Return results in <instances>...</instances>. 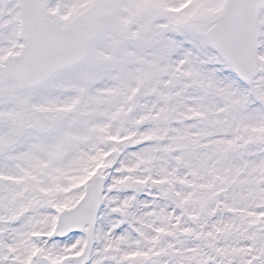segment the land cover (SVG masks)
I'll list each match as a JSON object with an SVG mask.
<instances>
[{"label":"snow or ice","instance_id":"1","mask_svg":"<svg viewBox=\"0 0 264 264\" xmlns=\"http://www.w3.org/2000/svg\"><path fill=\"white\" fill-rule=\"evenodd\" d=\"M0 264H264V0H0Z\"/></svg>","mask_w":264,"mask_h":264}]
</instances>
